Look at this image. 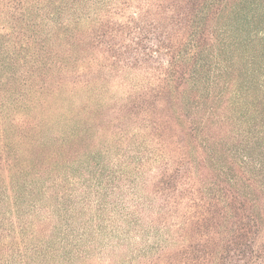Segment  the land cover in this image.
Wrapping results in <instances>:
<instances>
[{
  "label": "trees",
  "instance_id": "obj_1",
  "mask_svg": "<svg viewBox=\"0 0 264 264\" xmlns=\"http://www.w3.org/2000/svg\"><path fill=\"white\" fill-rule=\"evenodd\" d=\"M0 264H264V0H0Z\"/></svg>",
  "mask_w": 264,
  "mask_h": 264
}]
</instances>
